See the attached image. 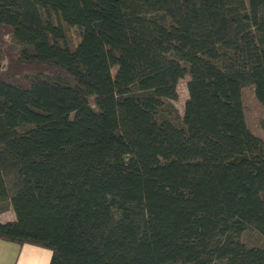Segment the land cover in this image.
I'll return each instance as SVG.
<instances>
[{"label":"trees","instance_id":"16d2710c","mask_svg":"<svg viewBox=\"0 0 264 264\" xmlns=\"http://www.w3.org/2000/svg\"><path fill=\"white\" fill-rule=\"evenodd\" d=\"M248 86L264 109V0H0V240L48 264H264Z\"/></svg>","mask_w":264,"mask_h":264},{"label":"rangeland","instance_id":"374dc122","mask_svg":"<svg viewBox=\"0 0 264 264\" xmlns=\"http://www.w3.org/2000/svg\"><path fill=\"white\" fill-rule=\"evenodd\" d=\"M40 10L43 16L45 17V19L47 20V22H51L54 24H61L65 33L64 44H67L69 47L75 46L76 43L81 38V29L74 26L63 25L58 20L57 15L54 12L48 10L46 7H41ZM187 80L188 77L181 79L177 86L178 98L174 102V105L176 106L179 114H182L184 101L187 98V90H186ZM242 103L244 108V116L248 128L251 130V132L254 135L264 140V129L260 125L261 119L264 118V109L262 108L260 103L256 100L253 86L245 87L242 90ZM161 130L165 135L173 138L177 142V144L180 147V153L182 155L183 153H189L188 158L204 159L205 157L204 149L202 147L201 140L198 137L194 139L188 138L182 132H179L174 128H172L169 124H164L161 127ZM13 216H14L13 212L9 208L0 214V222L12 220ZM244 240L248 244L260 245V246L264 245V238L252 230L246 231V233L244 234ZM43 249L51 252L50 249L47 248H43Z\"/></svg>","mask_w":264,"mask_h":264},{"label":"crops","instance_id":"0c3cea01","mask_svg":"<svg viewBox=\"0 0 264 264\" xmlns=\"http://www.w3.org/2000/svg\"><path fill=\"white\" fill-rule=\"evenodd\" d=\"M51 252L32 244L0 240V264H48Z\"/></svg>","mask_w":264,"mask_h":264}]
</instances>
